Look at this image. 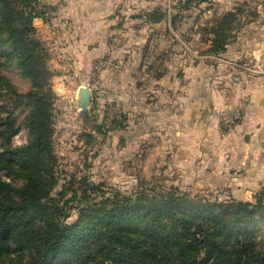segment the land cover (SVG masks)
Here are the masks:
<instances>
[{"label": "rangeland", "instance_id": "374dc122", "mask_svg": "<svg viewBox=\"0 0 264 264\" xmlns=\"http://www.w3.org/2000/svg\"><path fill=\"white\" fill-rule=\"evenodd\" d=\"M186 1L36 0L32 3L31 8L40 14L35 26L48 49V64L53 71V141L60 178L56 192L74 176L86 177L102 185L108 193L131 194L147 188L156 192L175 190L213 201L252 202L257 194L264 192V181H237L232 173L222 174L223 168L212 169L209 164L213 159L197 156L198 146L188 142L186 136L176 135L181 129L178 123L169 127V118H156L152 113L153 105L148 103V97L152 95L154 79L164 71L177 73L184 82L187 76H199L195 71L191 73L190 67L207 60L215 66L226 60L224 54L208 52L209 36L201 30L208 23L238 7L257 10L259 16L241 28L240 39L245 42L247 39L243 38L258 36L259 42L264 40V0L194 2L190 9L184 10ZM159 14L164 17L153 18ZM241 16L245 19L247 14ZM37 20L46 24L45 29L36 25ZM75 56L81 67L93 64L94 73L89 68L76 71ZM239 61L247 70L250 68L243 58ZM59 63L66 67L60 68ZM65 75L68 77L64 80ZM2 76L20 91L29 87L16 72L0 66ZM82 86L91 90L86 116L79 105ZM3 88L0 121L12 111L8 104L10 93ZM246 102L241 96L235 104L216 99L211 105L209 116L220 136L232 134L242 123ZM235 114L238 119L233 118ZM178 119L171 120L179 122ZM27 140L28 130L22 125L11 142L20 146ZM0 177L11 180L4 171H0ZM72 215L74 220L75 210Z\"/></svg>", "mask_w": 264, "mask_h": 264}, {"label": "trees", "instance_id": "16d2710c", "mask_svg": "<svg viewBox=\"0 0 264 264\" xmlns=\"http://www.w3.org/2000/svg\"><path fill=\"white\" fill-rule=\"evenodd\" d=\"M34 1L0 0V66L29 86L20 91L0 77L12 108L0 121V171L11 179L0 177V264H264V192L252 202L147 188L108 193L75 176L55 191L60 178L53 71L37 34L40 14L31 8ZM212 1L188 0L184 10ZM258 16L257 10L238 7L202 27L209 36L208 52L224 54ZM22 125L27 143L14 146L12 138Z\"/></svg>", "mask_w": 264, "mask_h": 264}, {"label": "crops", "instance_id": "0c3cea01", "mask_svg": "<svg viewBox=\"0 0 264 264\" xmlns=\"http://www.w3.org/2000/svg\"><path fill=\"white\" fill-rule=\"evenodd\" d=\"M36 25L45 29L46 24L37 20ZM241 31L224 53L226 60L216 64L218 67L208 60L202 61L189 68L199 76H187L184 82L178 79L177 73L164 71L154 79L148 103L153 105L156 118H169V127L171 123L181 126L176 135L186 136L188 142L195 143L197 156L213 159L209 164L212 169L223 168L222 174L232 173L237 181H264V40L259 42L260 38L255 36L243 38L247 39L244 42L240 39ZM74 58L76 71L89 68L94 73L93 64L81 67L77 57ZM241 58L250 66L248 70L240 64ZM59 66L66 67L64 63ZM241 96L247 100L242 123L232 134L220 136L209 116L211 105L216 99L235 104ZM176 118L179 122L171 120Z\"/></svg>", "mask_w": 264, "mask_h": 264}, {"label": "water", "instance_id": "95a60500", "mask_svg": "<svg viewBox=\"0 0 264 264\" xmlns=\"http://www.w3.org/2000/svg\"><path fill=\"white\" fill-rule=\"evenodd\" d=\"M79 105L84 116L87 115L88 105L91 99V90L86 86H82L79 89Z\"/></svg>", "mask_w": 264, "mask_h": 264}, {"label": "built area", "instance_id": "2783aa9c", "mask_svg": "<svg viewBox=\"0 0 264 264\" xmlns=\"http://www.w3.org/2000/svg\"><path fill=\"white\" fill-rule=\"evenodd\" d=\"M233 118L238 119V114H235Z\"/></svg>", "mask_w": 264, "mask_h": 264}]
</instances>
